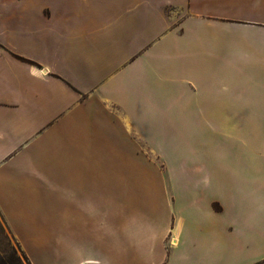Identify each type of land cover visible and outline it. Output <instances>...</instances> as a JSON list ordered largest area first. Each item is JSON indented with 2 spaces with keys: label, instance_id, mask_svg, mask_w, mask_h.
Masks as SVG:
<instances>
[{
  "label": "crops",
  "instance_id": "crops-1",
  "mask_svg": "<svg viewBox=\"0 0 264 264\" xmlns=\"http://www.w3.org/2000/svg\"><path fill=\"white\" fill-rule=\"evenodd\" d=\"M170 21L216 35L150 56ZM259 110L264 0H0V213L24 253L17 220L44 226L50 264L264 261V148L232 134ZM172 124L240 148L174 164ZM160 185L163 224L132 230L130 186L151 206Z\"/></svg>",
  "mask_w": 264,
  "mask_h": 264
},
{
  "label": "rangeland",
  "instance_id": "rangeland-1",
  "mask_svg": "<svg viewBox=\"0 0 264 264\" xmlns=\"http://www.w3.org/2000/svg\"><path fill=\"white\" fill-rule=\"evenodd\" d=\"M167 24L169 25L166 26ZM167 24H159L160 26L162 25L163 29L158 26L156 30H153L155 33H159L163 30L164 34L161 38L159 37L160 40L157 41L156 44L149 46L148 54L150 56L156 53H168L171 55L174 49L182 48L185 43H188V40L196 37H212L216 35L214 29L204 27L193 21L184 25L171 21ZM175 60H179L180 64L182 63L185 69L191 68L192 71L201 70V67H197V64H203L200 61H189L186 57H181V59L177 58ZM257 115L263 118L264 111L259 110ZM178 127L179 130L177 131ZM165 129L162 144L166 150L168 146L174 147V164L182 165L187 163L190 151H194L196 153L195 155L198 157L201 155L205 156V158L198 159L208 160L211 156L212 158L214 156H219L221 152L228 151L230 153L240 148L235 138H228L223 132H220L218 129L214 130L213 127L211 129L206 128L204 131L206 133V138H199L191 134L190 128L186 125L179 126L178 124H172L165 126ZM208 133L210 134L208 135ZM241 133L254 135L255 141L259 143V147L261 149L264 148V125H242L238 126L237 130L232 132L233 135ZM260 164H264V162H260ZM157 187V191L155 189H150V187L148 188V190L151 191V197L154 198L150 206L148 203L143 204L140 202L144 197L142 193L144 187L138 188V186H133L132 188V186H130L132 198L135 199L134 201H136V199L138 200L133 203V209H131L134 216L132 219V230H158L163 224L164 218L166 217L165 215L169 212L170 206L169 203H167L166 196L161 191V185ZM174 194L175 200L172 202V206L178 211L180 207L179 192L175 189ZM15 223L20 229L19 238L25 253L27 255L30 254L36 264H50V262H52L49 257L51 252L44 247V244L38 245L35 243V241L42 238V236L37 237L35 234L42 233L44 226H39V223L33 226L34 222L29 226V221L22 220H17ZM51 230L58 231L59 228L52 226ZM25 253L20 248L0 213V264H29ZM69 258L73 259L72 256ZM260 264H264V261L260 262Z\"/></svg>",
  "mask_w": 264,
  "mask_h": 264
},
{
  "label": "trees",
  "instance_id": "trees-1",
  "mask_svg": "<svg viewBox=\"0 0 264 264\" xmlns=\"http://www.w3.org/2000/svg\"><path fill=\"white\" fill-rule=\"evenodd\" d=\"M256 264H260V262L256 263Z\"/></svg>",
  "mask_w": 264,
  "mask_h": 264
}]
</instances>
